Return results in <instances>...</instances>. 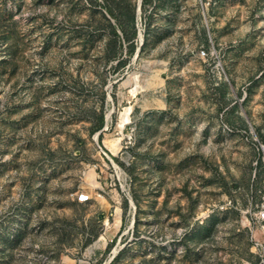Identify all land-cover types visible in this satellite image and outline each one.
<instances>
[{
  "label": "rangeland",
  "instance_id": "obj_1",
  "mask_svg": "<svg viewBox=\"0 0 264 264\" xmlns=\"http://www.w3.org/2000/svg\"><path fill=\"white\" fill-rule=\"evenodd\" d=\"M137 4L0 0V264H260L264 0Z\"/></svg>",
  "mask_w": 264,
  "mask_h": 264
},
{
  "label": "built area",
  "instance_id": "obj_2",
  "mask_svg": "<svg viewBox=\"0 0 264 264\" xmlns=\"http://www.w3.org/2000/svg\"><path fill=\"white\" fill-rule=\"evenodd\" d=\"M200 56L206 55V50L199 51ZM262 151V160L264 163V144H260ZM86 199L85 194H78V200ZM246 219V225L250 228V240L253 253L257 256L259 263L264 264V192L261 194L259 200L251 207L243 210Z\"/></svg>",
  "mask_w": 264,
  "mask_h": 264
},
{
  "label": "bare ground",
  "instance_id": "obj_3",
  "mask_svg": "<svg viewBox=\"0 0 264 264\" xmlns=\"http://www.w3.org/2000/svg\"><path fill=\"white\" fill-rule=\"evenodd\" d=\"M139 38L140 39H142V37H141V33H139ZM133 73V75H134V78H135V80H136V89L137 88H142V86L143 85H141L140 84V81H139V74H138V72H136V71H133L132 72ZM160 75V70H154V76H156L157 78H158V82L159 83H162V78L159 76ZM135 85V84H134ZM127 118H128V116H127V113H124V115H123V118H122V120H127ZM96 135V134H95ZM96 137V136H95ZM115 166L118 168V166L115 164ZM115 223H116V227L118 226V223H119V218L118 217H116L115 218ZM104 236L103 235H101L89 248H88V250L90 251V250H92V248L93 247H97L100 243H99V240L101 239V238H103ZM105 242L104 241H102V244H104Z\"/></svg>",
  "mask_w": 264,
  "mask_h": 264
},
{
  "label": "water",
  "instance_id": "obj_4",
  "mask_svg": "<svg viewBox=\"0 0 264 264\" xmlns=\"http://www.w3.org/2000/svg\"><path fill=\"white\" fill-rule=\"evenodd\" d=\"M139 6H140V0H138V4H137V12H139ZM138 36H139V32H138ZM138 49H139V48H137V51H138ZM136 53H137V52H136ZM95 136H96V138H97V133H96ZM129 202H130L131 205H133V202H132L131 199H129Z\"/></svg>",
  "mask_w": 264,
  "mask_h": 264
}]
</instances>
